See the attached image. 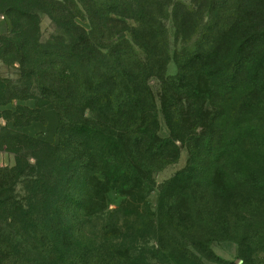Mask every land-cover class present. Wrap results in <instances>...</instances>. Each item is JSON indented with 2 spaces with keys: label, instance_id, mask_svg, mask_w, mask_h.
<instances>
[{
  "label": "trees",
  "instance_id": "1",
  "mask_svg": "<svg viewBox=\"0 0 264 264\" xmlns=\"http://www.w3.org/2000/svg\"><path fill=\"white\" fill-rule=\"evenodd\" d=\"M42 12L61 30L49 42ZM171 17L181 41L176 76L167 75ZM1 19L10 29L0 32V59L17 65L19 77L0 74V105L38 101L4 113L18 126L42 119L47 104L60 116L58 140L34 146L46 154L37 153L31 167L19 160L0 168L3 264L134 262L118 240H97L85 218L88 203L105 206L110 191L129 199L137 221L148 217L161 249L157 227L167 231L174 243L165 249L168 263H201L207 238H238L242 226L254 231L264 215V177L242 169L261 174L264 162L238 151L239 135L228 136L224 116L229 107L238 130L240 119L264 112V0H0ZM153 77L163 82L168 138L159 135ZM185 139L191 162L154 208L145 200L154 173L178 161ZM18 182L24 196L13 193ZM204 221L206 233L196 235ZM175 225L191 233L190 245Z\"/></svg>",
  "mask_w": 264,
  "mask_h": 264
},
{
  "label": "rangeland",
  "instance_id": "2",
  "mask_svg": "<svg viewBox=\"0 0 264 264\" xmlns=\"http://www.w3.org/2000/svg\"><path fill=\"white\" fill-rule=\"evenodd\" d=\"M40 19L41 36L44 42L51 41L61 33V30L46 13H40ZM80 22L88 27L87 22L82 20ZM167 28L170 53L172 55L167 64V75L176 76L178 66L173 55L181 48V41L177 36L172 17L167 20ZM9 29L7 21L1 19L0 32L5 33ZM0 74L3 77L16 80L19 77V68L14 64H6L0 59ZM150 86L155 94L158 108V118L160 121L159 135L163 138H168L171 136V131L163 113V82L160 78L153 77L150 79ZM37 104V99L30 98L28 100H16L3 106L0 105V168L13 167L19 160L26 162L31 167V164L35 162V157L39 155L37 153L44 155L48 152V149L45 147L40 146L36 148L34 146L38 145L40 141L54 143L58 140L57 132L60 116L53 104H47L42 107V119L33 121L25 126L16 125L10 115L4 113L6 110L16 111L17 105L36 107ZM188 112V110H185L182 115L185 123L190 119ZM232 114L228 107L224 116L226 133L228 136L233 134L239 135L237 143L235 142L239 152H245L253 162H264V112L253 116L250 120L240 119V129L238 130L235 129ZM232 138L234 139L235 136H232ZM197 142L198 137L190 142V147L194 148ZM178 144L180 147L178 161L154 173L155 187L145 195V200L154 208L161 204L164 186L178 172L187 168L191 162V148H189L188 141L186 139L179 140ZM239 156L241 155L239 154ZM249 158L245 159L249 160ZM248 168L242 169L243 176L254 175L256 177L260 175L259 177H264V172L256 174ZM192 177L195 178L196 174H193ZM20 180L25 181V179ZM23 186L22 182H18L17 185L13 186V193L18 196H24L25 190ZM128 201L129 199L125 198V196L110 191L107 195L105 206H102V202L98 200L88 203V210H85L84 214L90 227H92V231L96 236L95 238L97 240L105 238L111 241L114 239V242L118 240L120 243H123L127 249L136 255V260L130 264H177L175 262L168 263V253L165 249L174 247V243L170 240L167 231L162 230L159 226L157 227L158 231H161L160 235L165 245L161 249L158 245V234L155 232V228L151 226L148 217L142 216L137 221L136 217H133L131 214L136 208L129 204ZM166 223L167 221L164 219L163 225L165 229H167L168 225ZM253 225L255 227L253 232L252 226L240 227L239 236L235 239L207 238L202 243L205 246H200V249L208 257H202L203 262L201 261V263L193 259L191 263L187 262V264H264V215L258 216ZM176 226H174L176 228V235L180 239H183L182 242L184 244L190 245L189 243L193 238L191 233L182 232L179 226ZM208 227L209 224L205 221L201 224L199 223L198 228H196L198 234L196 232L195 234L203 235L206 233ZM4 228L5 221L2 220L0 222V229ZM250 232L254 234L252 239L249 238ZM104 251L107 252V249H104ZM243 253L248 254V258ZM249 258L252 260H249ZM0 264H3V261L0 260Z\"/></svg>",
  "mask_w": 264,
  "mask_h": 264
}]
</instances>
